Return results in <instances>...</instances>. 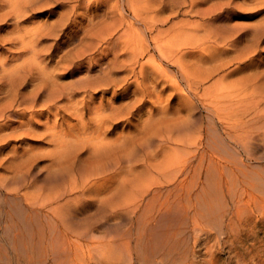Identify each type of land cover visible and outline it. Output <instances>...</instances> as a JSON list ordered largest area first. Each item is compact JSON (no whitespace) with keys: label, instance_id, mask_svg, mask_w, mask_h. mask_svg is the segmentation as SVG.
I'll use <instances>...</instances> for the list:
<instances>
[{"label":"bare ground","instance_id":"1","mask_svg":"<svg viewBox=\"0 0 264 264\" xmlns=\"http://www.w3.org/2000/svg\"><path fill=\"white\" fill-rule=\"evenodd\" d=\"M204 1L164 0L155 3V0H0V50L3 49L0 52V171H3L0 172V193L6 195L0 199V203L9 201L8 204H10L12 201L13 205L10 204V206L16 207L25 203L30 209L28 214L22 213L20 226L23 227V230L18 231V229L15 234H12L15 235V239L20 242L24 239L35 240L39 251L45 252L44 249H46L48 255L58 252L69 258L72 254L77 255L85 246L89 258L96 260L101 254L105 255L106 249L101 250L100 239L94 237L93 233L87 229L86 216L84 215L85 219L81 220L85 221L87 225L83 232L78 231L80 228L77 229L78 225L75 228L76 222L74 224L71 220L75 219L76 215L72 214L76 212V208L79 210L84 206H86L85 209L90 206H100L98 203L101 204L105 196L102 195V198L97 199L98 197H95L94 194V192L98 194L97 187L100 184L103 186L104 182L109 181L111 183L108 184H112V182L121 184L122 187L119 191L122 192L121 194L119 192L121 197L117 201L118 205L114 206L115 202L110 200L113 206L107 207L113 213L121 208L123 216H127L132 211V205L140 191H133L130 188L131 180L128 177L132 173L150 177L148 185H158L160 184L158 179H163L164 183L172 185L171 188L182 192L186 191L185 198L176 201L175 199L179 197L177 196L171 201L173 204H169L170 207L182 206L183 200L190 202V192L193 193L197 190L199 194L205 192L209 186V178L213 173L220 177L227 174L226 162L229 160L213 151L214 141L209 134L212 124H219L223 129L221 131L225 140L233 143L234 146L238 145L244 148L249 142L252 143L258 139L259 135L256 133L255 125L264 124V101L261 95V93L264 94V89L259 93L261 99H254L256 95L253 98L252 96L246 97L251 93L247 92L248 89H243L242 84L243 82L247 83L248 81H245L249 77H244L245 80L240 79L242 84L239 86L242 90H239L237 80L235 82L237 88L224 89L223 91L218 89L221 80L229 74L231 77L232 71L223 74L210 85L208 83L205 87L202 85L216 70L213 68L215 65L213 67L209 65V56L211 55L209 51L212 47L217 48L225 40L221 34L229 31V36L232 34L231 37H234L232 38L234 44L242 45L246 39L247 45V40L253 41L254 38L260 39L264 36V22L245 30L247 33L243 30L247 26H241L242 30L237 31L236 29L235 32H232L228 24L231 19L228 20V16L234 14L236 10L231 7L235 1L227 0V2L225 0L226 2L224 1L223 4L221 1L218 3L221 5L216 4L208 9L204 5L205 9H202L201 2ZM249 3L254 7L264 6V0H249ZM182 5H186L187 8L179 13L178 9ZM57 6H61V11L55 13V20H43L42 23H35L37 20H33V26L24 24L31 14L43 10H54ZM226 12L230 13L223 17ZM163 13L166 15L163 16ZM177 14H180L179 16L182 14L183 17L178 19ZM9 21L10 23H8ZM33 21L31 19V22ZM8 25H11L12 28L9 27L11 29L8 28L9 31L5 30ZM66 29L69 30L67 32L68 39L65 37L66 40L60 41L61 32H65ZM249 30L252 35L251 39L245 38L246 34L249 35ZM239 31L243 32L240 34ZM76 37L79 39L75 47L62 50L67 48L66 44L71 42L70 38ZM259 39L258 41H260ZM43 40H50V45L40 46ZM258 41L256 44L254 43L256 46ZM5 45H10L11 50L7 49L8 46L4 48ZM237 46L236 48L240 50L234 56L237 49L234 48L235 51L232 49L234 57L231 58L236 61V65L239 66L241 62L244 64L247 59L252 60L249 52L242 51L244 46L242 48ZM256 46L249 48V50L253 49L251 53L257 50ZM259 47L261 48V46ZM8 52L11 54L10 56L6 54ZM197 53L200 58L196 57ZM188 56L189 59L186 60ZM196 66H200L198 76ZM226 66L228 65L224 67ZM238 66L235 67L234 73L240 72ZM252 66L250 67L252 68ZM251 71L253 70L250 69ZM119 73L122 75L118 76ZM67 76L72 79L68 82H61L60 79ZM253 76L252 78L255 79ZM249 81L250 85L256 83V80L250 79ZM235 83L232 84L233 86L227 85L234 87ZM119 85L123 88L120 98L126 99L131 95L129 101L122 100L121 103L115 105L111 99L105 101L104 98L97 99L95 96L98 93L115 89ZM249 86L248 88L251 87ZM131 87L133 88L130 91ZM251 91L255 92L256 90ZM112 95L115 97L117 94ZM200 112L204 113L203 124L196 126V122L201 121V117H197ZM134 113L135 117L131 121ZM119 122H124L122 123L124 125L120 124L122 126L117 131L116 124ZM120 125L118 126L120 127ZM131 127L134 131L130 130ZM131 136L134 143L128 145L127 142ZM135 136L139 138L136 139ZM251 151L253 152V150ZM82 156L83 158H81ZM228 157L230 158V156ZM37 160L49 162L47 164L49 171H45V166L43 169H41L43 166L39 167H41L40 170H44L42 172L46 175L47 173L53 175L55 183L50 181L51 184H49L48 178L50 187L41 186L44 181L38 188L35 187L37 184L34 182L32 173L35 169L33 163ZM236 170L245 173L244 169L237 168ZM233 176L228 179L232 180ZM44 179L47 180L46 177ZM251 179L253 178L251 177L249 181ZM227 181L229 182V180ZM250 183L249 185H251ZM263 183H261L262 186ZM144 186L142 185V188ZM32 187L35 189L30 191L29 189ZM108 187L105 188L108 189ZM113 188L111 187L112 191L117 190ZM145 190H141L143 192L141 195L144 196L147 193ZM233 191L232 189L231 194H234ZM183 195L185 196L184 193ZM229 199L231 205V198L229 197ZM101 200L102 202H100ZM137 200L139 202L141 198ZM162 201L159 205L162 204ZM198 202L200 201L198 200ZM192 206L194 207V205ZM174 209L172 208L173 212ZM185 209L187 210V208ZM82 211L84 210L82 209ZM119 214L118 216H122ZM92 216L91 219L96 222L97 215L92 213ZM110 217L112 216L108 218ZM254 220L253 218V222ZM259 222L262 223L261 219ZM259 222L258 224H260ZM70 223H73L74 226H70ZM82 224L84 225V223ZM98 227L100 228V226ZM248 227H250L249 224ZM9 228L7 227V232ZM149 228L151 229V227ZM106 229L109 228L106 226ZM110 229L113 232L114 229L111 227ZM3 231L6 232L5 229ZM10 232H12V228ZM137 232L136 239H140L139 230ZM248 235L250 236V234ZM209 236L214 240L211 235ZM200 239L205 241V237ZM250 239L253 240V238ZM42 245L45 247L44 249ZM140 246L142 247V245ZM110 249L111 247L107 246L108 254ZM233 250H235L234 247ZM32 257L34 256L32 255ZM81 260L82 263L85 261L83 258Z\"/></svg>","mask_w":264,"mask_h":264},{"label":"rangeland","instance_id":"2","mask_svg":"<svg viewBox=\"0 0 264 264\" xmlns=\"http://www.w3.org/2000/svg\"><path fill=\"white\" fill-rule=\"evenodd\" d=\"M151 1H154V0H151ZM160 1H164V0H155V3H159ZM221 1H222L221 4H223V2L225 0H205L204 2H201V4H202L201 8L205 9L204 8L205 6L207 7V9L211 8V7H213V5L216 6V4H218ZM233 1H235V2H233ZM232 2H233L232 3L233 6H231V7H233V9H236L234 14L229 15L228 13H230V12H226L223 14V17L226 14L229 15L228 20H230V19L231 20L229 21L230 23L228 21L227 22L230 25L232 32H235L236 29H237V31L242 30L243 29L242 27L247 26L245 29H243L245 31V30L249 29L250 27L252 28V27L258 26L259 23L264 22V18H263L264 17V6L254 7V6H252V4L249 3V0H232ZM221 4H218V5H221ZM60 7L61 6H57L54 10H50V11L49 10L48 11L43 10L40 12H36V14L35 13L31 14V17L29 19L25 20L24 24L33 26L34 21H36V20L37 21L35 23H42L43 20L44 21L55 20V17H56L55 13L57 14L58 12L61 11ZM186 8H187L186 5H182V7L178 9L179 13H182L181 11H183ZM258 9H259V12H258ZM241 12H242V14H241ZM244 12H245V14H244ZM51 14H54V15H51ZM164 15H166V13H163V16ZM179 15L177 14L178 19L183 17L182 14H181V16H179ZM31 19H32V21L33 20L34 21L31 22ZM196 19H198V18H196ZM175 20H177V18H175ZM26 21H27V23H26ZM227 22H226V24H227ZM8 23H10V21ZM28 23H30V24H28ZM10 26L11 25H8L5 28V30H8V28ZM238 26H240V28H238ZM10 28H9V30L12 29V28L11 29ZM68 29H66L65 32L64 31L61 32L62 35H60V41L66 40V38L68 39V35H67V32H69ZM237 31H236V35L238 34ZM242 32L243 31H239L240 34ZM248 33H249V35L246 34L245 38L247 37V39H251L252 35H251L250 30L248 31ZM221 35L223 37H225V40L221 44H219V46L217 48L212 47L209 51L211 53V55L209 56V61H210L209 65L212 67L215 65V67H217V68L213 67L214 70L216 69L215 72L208 79V81H205V83L202 85V87L207 86V83H208V85L212 84L217 78H220V76H222L223 74H226V73H229L230 71H232L231 77H229L230 76V74H229V76H225L221 80V82L218 86V89H221L223 91L224 89L227 90V89H231V88H237L236 87L237 83H238L237 84L238 86H239V84H242L240 82L242 80H240V79L245 80L247 77H249L248 79H246L245 82H247V81L250 82L249 80L251 79V80H256L257 84L253 83L252 85H250V83L248 84V82L247 83L243 82L242 88L245 90L248 89L247 92L251 93V95L247 94L246 97L252 96V98H253V96L256 95L254 97V99L257 100V99H261L260 96L262 95L263 96L262 100L264 101V94L261 93V91H263V89H264V69H263L264 68V64H263L264 63L263 62L264 61V36L260 37V39L258 38L260 41H258L257 38H254L253 41L247 40V42H248L247 45H246V39H244L245 42H243V44L244 43L245 44L237 46L236 44H234L235 42L232 41V38H234V37H231L232 34H230L231 36H229V31H227L226 33L224 32ZM254 37H256V36H254ZM78 39H79V37H76L74 39L70 38L71 42H68L66 44L67 48H65V49L63 48L62 50H67V49H70L72 47H75V45L78 44ZM256 41H258V44L260 43L259 45L257 44V46L255 45ZM50 43H51L50 40H48V41L43 40V41H41L40 46H43V45L48 46V45H50ZM232 44H233V46H232ZM9 46L10 45H5L4 48L7 47V49L8 48L10 49L11 46L10 47ZM40 46H39V48H41ZM236 46L238 48H242L244 46V49L242 48V51H245L246 53L249 52L250 58H252V60H250V61H249V59H247L246 62H244L245 65L242 64V62H241V64L239 65L240 67L238 65H236L237 64V63H235L236 61L231 59L234 56H236L238 51L240 50V49L238 50L236 48ZM251 46L253 48H254V46L258 47L257 48L258 52L255 49L256 51L255 52L253 51V53H251L253 50V49H250L251 51L249 50V48H252ZM259 46H261V48ZM262 46H263V48H262ZM234 48H235V50L237 49V52L235 53V55L233 54L234 52H232V49L234 50ZM259 48H260V50H259ZM2 50L3 49L1 48L0 52H2ZM6 54H8L9 56L11 55L9 52ZM96 54H98V52H96ZM96 54H94V55H96ZM197 56H199V53L196 54V57ZM199 58H200V56H199ZM188 59H189V56L186 57V60H188ZM233 61H234L235 65H234ZM231 62L233 63V65ZM248 63H249V65H248ZM251 63L253 66L251 65ZM186 64H189V63H186ZM225 65H228V66L224 67ZM236 66H238V70H240L241 74H240V72L238 74L234 73L235 72L234 69ZM250 66H252V68ZM257 66H258V68H257ZM260 66L262 67V69ZM220 67L222 68L221 70H220ZM246 67H248V68H246ZM253 67H256L257 70H256V68L254 69ZM224 68H225V70H224ZM198 69L200 71V66L199 67L196 66L197 76L199 75ZM250 69L253 70V71H251L252 73L250 72ZM218 70H220V71H218ZM246 70H247V72H246ZM245 72H246V74H245ZM242 73H244V74H242ZM121 75L122 74H120V73L118 74V76H121ZM238 75H239V77H238ZM240 75H242V76H240ZM252 76L255 77V79H253ZM226 77H227V79H225ZM244 77H246V78H244ZM71 79L72 78L70 76H67V77L61 78L60 80H61V82L62 81L68 82ZM236 80H237V83H235ZM253 82H255V81H253ZM233 83H235V85H234V87H231V86H233L232 85ZM251 83H252V81H251ZM120 84L122 85V83H120ZM227 84H229V85L231 84V86L228 87ZM247 84H248V86L250 85L251 87L249 86L250 88H248V86H246L247 87L246 88L245 85H247ZM226 85H227V87H226ZM120 87L121 86L119 85L115 89H111L105 93H98L95 96L97 97V99L104 98L105 101H107L108 99H111V101L114 102L115 105L121 103L122 100H128L129 101L131 99V95L129 97H127L126 99L120 98V95H122V93H123V90H122L123 88L122 87L120 88ZM26 88L30 89L29 87H26ZM132 88L133 87H131L130 91L132 90ZM242 88H241V86H239V90L240 89L242 90ZM253 89L256 91L255 92L251 91ZM218 92H219V90H218ZM167 93H169V92H167ZM259 93H261V95ZM112 94H115V95L117 94V95L114 97ZM102 95H104V96H102ZM174 102H175V100L173 101V103ZM200 114H201V116H200ZM203 116H204L203 112H200L199 114H197V117H199V118L201 117V121L199 120L201 123L196 122V126L203 124L202 123L203 122V118H202ZM134 117H135V113L132 114L131 121L134 119ZM122 123H124V122H119L116 124L117 131H119L121 126L124 125ZM120 124H122V125H120ZM118 125H120V127ZM216 125H218V126H216ZM263 125L264 124H262V123H260V125H258V124L255 125L256 126V133L259 135V137H258L259 140L258 139L255 140V141H257L256 143H255V141H253L252 142L253 144L249 142L243 148V147L238 146V145L234 146L233 143L226 141L224 134L221 131L223 129H221L220 125L219 124H212L211 125L212 128H211V131L209 134L214 141L212 144V146L214 148L213 151L216 154H218L219 156L222 155L223 158L224 157L227 158L226 160H229V162H226V168L227 167L228 168L230 167V168L229 169L227 168V171H226L227 174H225L223 176L224 178L213 173V175L209 178V186L206 188L205 192L200 193V194L198 193V190L193 191V193L190 192L189 193L190 202L189 201L186 202L185 200H183L182 203H184V204L182 206L178 205V206H171L170 207L169 204H173V203H171V201H173L175 199V197H177V196H179V197H177L175 199L176 201L180 200L183 197L185 198L187 195L186 191L183 190V192H182L181 190H175V189L171 188L172 185H167L166 183H164L163 179H158L160 184H158V185L155 184L156 186L154 184L148 185L147 182L150 179V177H148L144 174L140 176L139 174L132 173L128 177L129 180H131L130 181L131 187H130V185H129V187L131 189H133V191L134 190H140V191H138V194H137L138 196L137 195L136 196L139 199L141 198V200L138 202V200H137L138 198H136L134 205H132V211L130 213H128L127 216H123L124 213L121 210V208L119 210L117 209L116 213H113L112 211H109L110 209L108 210L109 207H107V206H113L111 204L110 200H113L115 202L114 206L118 205L117 201L121 197L120 194L122 192V191H119L120 188L122 187L121 184L115 183V182H112V184H108V183H111L110 181L106 182V183L104 182V184H105V185L103 184L104 187L101 186V184H100V186H98L99 188L97 187V192H98V194L100 193L99 196H101V197H99L98 194H96V192H94V194H95V197H98L97 199L102 198V195L105 197L107 196L106 200H105V197H103L104 198L103 199L104 204L101 200L100 202H102V203L101 204L98 203L100 205L98 207L97 206H94V207L90 206V207H87L85 209L86 206H84V208L80 207L79 210H78V208H76V212L74 214H72V215H76L74 217L75 219L71 220V222H73L74 224L76 222V226H74L73 223L72 224L70 223L71 225L68 224L70 226L73 225L75 228L78 225L77 229L80 228V230H78L80 232L85 231L86 228L88 227L87 229L91 231L90 233H93L94 237H96L98 240L100 239L99 242L101 245V250L106 249L105 250L106 253L103 256L101 254L99 257L96 258V260H92L89 258V256H88L89 254H88L85 246L83 247L84 251L82 249L81 251H79L77 253V255L72 254L69 258L68 256H65L64 254H60L58 252L55 254H52V253L49 255L46 254V249H44L45 247L43 246L45 243L42 245L43 249L45 250V252H44V251H39V247H38L37 243L35 242V240L30 241L28 239H24L22 242L18 241L17 239H15V235H12V234H15L18 229H19L18 231H21V229L23 230V227L20 226L21 225L20 217H21L22 213L28 214V212H30V209H28V207L25 203H22L21 206L16 207V206H10V204L13 205L12 201H10V204H8L9 201H3L4 203L1 202L2 204L0 203V218H1L0 219V232H1L0 233V246L2 248L0 247V253H1L0 254V264H6V261H8L7 264H44V263L45 264H66L67 261H68L67 264L68 263L69 264H72V263L73 264H83V263L84 264H94V263L95 264H101V263H104V264H264V229H263L264 228V222H263L264 221V183H263L264 182L263 181V179H264V176H263L264 175V156H263L264 155V146H263V150H262V145H264V140L262 141V139H264L263 138L264 137V135H263L264 126ZM130 130H133V127H131ZM220 136H221V138H220ZM131 138H132V136L130 137L129 141L127 142V144L129 143L128 145H131L134 143V139L131 140ZM135 138L138 139L139 137L135 136ZM223 140H224V142H223ZM250 144H252L253 146ZM244 149H245V151H244ZM251 150H253V152ZM225 153H226V155H225ZM229 153H231V154L229 155ZM260 153L263 155H261ZM227 155L230 156V158ZM81 158H83V156ZM230 159H231V161H230ZM222 160H224V159H222ZM78 161H80V160H78ZM48 163L49 162H47L46 160H43V161L37 160V161H35V163H33V167L35 166L34 167L35 169H33L32 177L34 179V182H36V184H37L35 186L37 188L43 183V181H44V184H42L41 186L45 185V187H50L51 185L50 186L48 185V178H49V184H51L50 181H52V183H55L53 181L54 178H52L53 175H49L48 173L46 175V173L42 172L44 170H40V168L43 166L41 169L46 167L45 171H47L48 170L47 169ZM88 163H90V162H88ZM235 165H237V166H235ZM39 166H41V167H39ZM239 166H241V167H239ZM237 168L244 169L245 173L243 174V172L237 171L236 170ZM246 168H248V169H246ZM254 169L256 170L257 173L254 172L255 171ZM233 170H234V172H233ZM0 172H3V171H0ZM41 173L46 175L45 177L47 178V180L44 179L45 177L42 178V176H44V175H40ZM232 174L235 176V179H234V176ZM260 174H262V175L259 176ZM139 176L141 177V179ZM232 176H233V178H231V179L233 181L228 179ZM238 176H240V177H238ZM217 177H218V179H217ZM225 177H227V178H225ZM236 177H238V178H236ZM251 177L253 179H251L249 181V179ZM260 177H262V178H260ZM221 178H222V180H221ZM246 178H248V179H246ZM50 179H52V180H50ZM215 179L217 182L215 181ZM223 179H224V181H223ZM45 180L47 181V184H46ZM118 180H120V179H118ZM160 180H162V181H160ZM202 180H203V178H202ZM227 180H229V182ZM240 181H241V184H240ZM222 182H223V184H222ZM247 182H248V184H247ZM250 182H252V183H250ZM113 183H115L117 186ZM225 183H226V185L224 186ZM228 183H230V184L228 185ZM249 183L252 186L249 185ZM261 183H263V186ZM135 184H137V185H135ZM144 184H146V185L144 186ZM142 185L144 186L143 188H142ZM228 186L231 188H229ZM105 187H108V189H106ZM111 187L112 188L114 187L113 189H115V190L117 189V190L112 191ZM235 187L237 189L239 188L238 189L239 192ZM146 188H147V190H145ZM34 189L35 188L32 187L29 190L33 191ZM142 189L147 191V193L144 196L141 195L143 193V192H141ZM232 189L234 190L232 192L234 194H231ZM101 190H102V192L103 191L104 192L102 193ZM235 190H237V191H235ZM178 191L180 193H177ZM119 192H120V194H119ZM105 193H107V194H105ZM183 193L185 194V196L183 195ZM92 194H91V196H92ZM113 195H114V197H113ZM140 195H141V197H139ZM233 195H234V197H233ZM4 196H6L4 193H0V199ZM142 196L144 199L143 202H142ZM235 196H237L238 198ZM158 197H160V198H158ZM229 197L231 198V201H232L231 205L229 202V200H230ZM7 200H10V199H7ZM198 200L200 202H198ZM161 201H162V204L159 205L161 203ZM107 202H109L108 203L109 205L105 204ZM191 203H193V204H191ZM179 204H180V202H179ZM192 205H194V207ZM136 206L138 209L136 208ZM18 208H20V209H18ZM172 208H175L174 212H173ZM181 208H183V209H181ZM185 208H187V210ZM82 209L84 211H82ZM188 209H189V211H188ZM190 209H192V210H190ZM228 209H229V212H228ZM80 210H81V212H80ZM194 210L196 211V213ZM95 211H98V213H95ZM107 211H108V213H107ZM119 212H120V214H119ZM92 213H94V215H97L95 217L96 222H94V219H91L93 217ZM183 213H186V214H183ZM112 214H115V215H112ZM118 214L122 215V216H118ZM190 215H191V217H190ZM109 216H112V217H110L111 219L108 218ZM117 216H118V218H117ZM147 216H149V217H147ZM179 216L181 217L182 220L180 219ZM84 217L86 218L85 221H86V224L88 226L85 224V221L84 222L81 221V220L85 219ZM113 217H115V218H113ZM123 217H125L126 219ZM171 217H172V219H171ZM120 218H122L123 220H121ZM253 218L255 219L254 222H253ZM259 218L261 219L262 223L259 222L260 221ZM167 219H170V220L167 221ZM177 219H178V221H177ZM74 220H76V221H74ZM128 220H130V221H128ZM152 220H153V222H152ZM80 221L82 223H84V225ZM92 221H93V223H92ZM105 221H108V222H105ZM248 221H250V222L248 223ZM5 222L7 223L8 226L6 225ZM258 222L260 224H258ZM112 223H113V226H112ZM115 223L117 225L116 228H115ZM12 224H13V227H11ZM102 224H104V225H102ZM107 224H109V225H107ZM110 224H111V226H110ZM120 224H122V226H120ZM211 224H213V225H211ZM248 224L250 227H248ZM14 225H16L18 227H16V226L14 227ZM85 225L87 227H85ZM95 225H97V226H95ZM139 225H140V227H139ZM92 226H93V228H92ZM98 226H100V228ZM106 226L109 229H106ZM118 226H120V227L118 228ZM252 226H254L255 228ZM260 226H261V228H260ZM7 227L8 228L10 227L9 228L10 231L12 228V232H10L9 229L7 232ZM83 227L85 228L84 230H83ZM104 227H105V230H104ZM110 227L114 229L113 232H112V229H110ZM149 227H151V229ZM184 228H186V229L184 230ZM251 228H253V229H251ZM4 229L6 230V232L3 231ZM140 229L143 231H141ZM74 230H76V229H74ZM109 230H110V232H109ZM138 230H139V238L140 239H136L138 237V232H137ZM242 230H244V231H242ZM13 231H14V233H13ZM70 231H72V229H70ZM161 231H163V232H161ZM199 231H200V233H199ZM134 232H137V233H134ZM244 233H245V235H244ZM6 234H8L7 235L8 237L6 236ZM158 234H160V235H158ZM198 234H201V235L204 234V235L199 236ZM206 234H207V236H206ZM248 234H250V236ZM209 235H211V237L214 240H212ZM203 236L205 237V241H202L204 239H200V238H204ZM245 236L248 238H246ZM254 236H256V237L254 238ZM206 237H207V239H206ZM250 238H253V240L251 241ZM210 239H211V241H210ZM12 240H15V241H12ZM181 241H183V242H181ZM168 242H169V245H168ZM133 243H134V245H133ZM26 244H28L27 247L29 249H31V246H33L32 247L33 250L32 249L29 250L26 247ZM172 244H173V246H172ZM140 245H142V247ZM211 245H212V247H211ZM107 246L111 247V249H110L111 251L109 254L107 253ZM232 246L234 247L235 250H233ZM250 249H252V250H250ZM256 249H258V250H256ZM26 251H27V253H25ZM29 251H31V252H29ZM237 254L239 257L237 256ZM4 255H6V256L4 257ZM32 255L34 257H32ZM1 256H2V259H1ZM7 256H8V258H7L8 260L6 259ZM27 257H29V258L27 259ZM82 258H83V260H85V261H83V263L81 260ZM98 258H99V260H97ZM74 259H75V261H74ZM101 259H103V260H101ZM45 260H46V262H45ZM98 261H99V263H98Z\"/></svg>","mask_w":264,"mask_h":264}]
</instances>
